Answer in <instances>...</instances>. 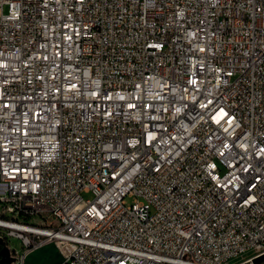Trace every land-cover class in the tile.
<instances>
[{
	"label": "built area",
	"instance_id": "obj_1",
	"mask_svg": "<svg viewBox=\"0 0 264 264\" xmlns=\"http://www.w3.org/2000/svg\"><path fill=\"white\" fill-rule=\"evenodd\" d=\"M0 238L9 264L264 254V0H0Z\"/></svg>",
	"mask_w": 264,
	"mask_h": 264
},
{
	"label": "rangeland",
	"instance_id": "obj_2",
	"mask_svg": "<svg viewBox=\"0 0 264 264\" xmlns=\"http://www.w3.org/2000/svg\"><path fill=\"white\" fill-rule=\"evenodd\" d=\"M81 195L84 199H90L93 197L91 191H83ZM137 200L142 201V198L133 194H127L124 198L126 206L132 205ZM11 243L16 249L20 250L22 248V244L19 239L12 238ZM54 256H56L55 248L47 243L44 244L41 248L29 252L25 262L31 261L32 264H47L50 263L51 259H53L55 262V259L53 258Z\"/></svg>",
	"mask_w": 264,
	"mask_h": 264
},
{
	"label": "water",
	"instance_id": "obj_3",
	"mask_svg": "<svg viewBox=\"0 0 264 264\" xmlns=\"http://www.w3.org/2000/svg\"><path fill=\"white\" fill-rule=\"evenodd\" d=\"M2 239L0 238V243ZM14 258L9 255L7 246L0 247V264H9ZM264 261V254H260L252 259L250 264H259Z\"/></svg>",
	"mask_w": 264,
	"mask_h": 264
},
{
	"label": "crops",
	"instance_id": "obj_4",
	"mask_svg": "<svg viewBox=\"0 0 264 264\" xmlns=\"http://www.w3.org/2000/svg\"><path fill=\"white\" fill-rule=\"evenodd\" d=\"M47 243L52 245L55 248V250H56V256L53 257L55 259V262H54L53 259H51L50 263H47V264H60L62 262L63 258H64L63 252L58 248V246L55 244V242L51 241V242H46L44 244H47ZM44 244H42L41 246H39L37 248L31 249L30 251H28V253L41 248ZM28 253L25 256V260H26V257L28 255ZM25 260H24L25 264H32L31 261L25 262Z\"/></svg>",
	"mask_w": 264,
	"mask_h": 264
},
{
	"label": "bare ground",
	"instance_id": "obj_5",
	"mask_svg": "<svg viewBox=\"0 0 264 264\" xmlns=\"http://www.w3.org/2000/svg\"><path fill=\"white\" fill-rule=\"evenodd\" d=\"M69 246L67 244H64L62 246V252H66L68 250Z\"/></svg>",
	"mask_w": 264,
	"mask_h": 264
}]
</instances>
